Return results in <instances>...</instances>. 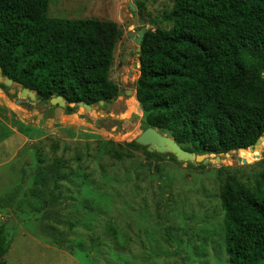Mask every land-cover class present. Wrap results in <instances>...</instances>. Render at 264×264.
Here are the masks:
<instances>
[{
  "label": "rangeland",
  "instance_id": "obj_1",
  "mask_svg": "<svg viewBox=\"0 0 264 264\" xmlns=\"http://www.w3.org/2000/svg\"><path fill=\"white\" fill-rule=\"evenodd\" d=\"M173 3L50 1L51 16L99 22L120 90L93 109L78 105L76 125L63 119L65 106L20 98V85L3 90L17 113L0 106V116L29 139L0 135V226L6 222L10 245L0 264H230L220 190L232 175L245 183L260 177L264 135L261 148L244 149L251 156L235 150L193 162L133 145L146 125L130 31L169 28L157 19ZM42 173L45 183L36 185Z\"/></svg>",
  "mask_w": 264,
  "mask_h": 264
},
{
  "label": "trees",
  "instance_id": "obj_2",
  "mask_svg": "<svg viewBox=\"0 0 264 264\" xmlns=\"http://www.w3.org/2000/svg\"><path fill=\"white\" fill-rule=\"evenodd\" d=\"M50 1L0 0L3 77L41 102L63 96L67 114L80 102L112 101L120 90L110 79L114 49L99 22L51 16ZM157 22L171 25L147 30L139 52L136 98L146 128L199 155L254 145L264 135V0H174ZM220 198L230 264H264V171L254 183L228 177ZM9 250L3 222L0 261Z\"/></svg>",
  "mask_w": 264,
  "mask_h": 264
},
{
  "label": "water",
  "instance_id": "obj_3",
  "mask_svg": "<svg viewBox=\"0 0 264 264\" xmlns=\"http://www.w3.org/2000/svg\"><path fill=\"white\" fill-rule=\"evenodd\" d=\"M131 7L134 9V6L131 4ZM147 29H143L141 31H130V37L135 41L137 47V52H141L142 50V41L145 35ZM138 35V36H137ZM137 52L135 54H137ZM134 67H138V62L135 61L133 64ZM0 82H3L7 86L11 85H19L14 82L13 79L9 77H3L2 75V67L0 66ZM129 93V92H127ZM20 98L24 97H30L31 99L37 98V93L34 90H31L29 88L23 87L20 94ZM118 98V95L113 98V100H116ZM42 103H45L42 101ZM100 104L105 103L104 100H101L99 102ZM50 104L52 105H59V106H66L67 100L59 95L51 98ZM79 106H83L85 109H93V105H89L84 102H80ZM135 141L143 146H147L148 150L150 152H157V153H173L176 158L180 161H197L201 160V155L191 152L185 148H183L171 135H168L166 133L161 132L159 129L155 127H148L146 128L136 139ZM261 141L262 138H259L258 141L254 145H250L248 148L253 149L261 148ZM217 159H220L218 156ZM204 163L207 162V159L203 160Z\"/></svg>",
  "mask_w": 264,
  "mask_h": 264
},
{
  "label": "crops",
  "instance_id": "obj_4",
  "mask_svg": "<svg viewBox=\"0 0 264 264\" xmlns=\"http://www.w3.org/2000/svg\"><path fill=\"white\" fill-rule=\"evenodd\" d=\"M0 106L4 107L5 109L9 110L8 114H10L9 116H13V114L17 113V110L12 106V104L10 103V100H8L7 96L4 94L3 89L0 88ZM49 117H52L49 116ZM9 119H7V117H3L0 116V135H4L3 139L1 140V142H8L11 141L10 139H14L15 135L18 134L19 138H22L23 140L25 139H29V137L23 135L21 132H19L16 127L12 126V121L11 117H8ZM17 118V117H16ZM67 118L70 120L72 125H76L74 119H72V115H68L66 117L63 116V119ZM19 120H21L19 118ZM19 122V121H17ZM24 122V121H22ZM17 136V135H16ZM19 149V148H18ZM18 150H16L17 152ZM16 154V153H15ZM13 154V156L15 155Z\"/></svg>",
  "mask_w": 264,
  "mask_h": 264
},
{
  "label": "bare ground",
  "instance_id": "obj_5",
  "mask_svg": "<svg viewBox=\"0 0 264 264\" xmlns=\"http://www.w3.org/2000/svg\"><path fill=\"white\" fill-rule=\"evenodd\" d=\"M264 139V138H263ZM262 147V146H261ZM241 152H245V153H249L250 154V152H253V151H249V150H244V149H242V150H240ZM250 156H251V154H250Z\"/></svg>",
  "mask_w": 264,
  "mask_h": 264
}]
</instances>
